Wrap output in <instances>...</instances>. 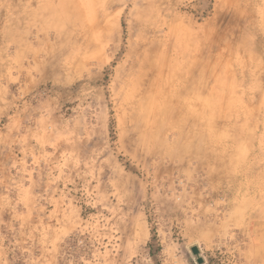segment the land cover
Here are the masks:
<instances>
[{
	"label": "rangeland",
	"instance_id": "1",
	"mask_svg": "<svg viewBox=\"0 0 264 264\" xmlns=\"http://www.w3.org/2000/svg\"><path fill=\"white\" fill-rule=\"evenodd\" d=\"M0 264H264V0H0Z\"/></svg>",
	"mask_w": 264,
	"mask_h": 264
},
{
	"label": "bare ground",
	"instance_id": "2",
	"mask_svg": "<svg viewBox=\"0 0 264 264\" xmlns=\"http://www.w3.org/2000/svg\"><path fill=\"white\" fill-rule=\"evenodd\" d=\"M168 79V78H167ZM171 84V83H170ZM167 88V87H166ZM168 89V88H167ZM217 89V88H216ZM224 91V90H223ZM137 100V99H136ZM139 101V100H138ZM214 102V101H213ZM212 103V102H211ZM138 104V103H137ZM139 104H140V102H139ZM176 105V104H175ZM207 105H208V103H207ZM171 106V105H170ZM180 106V105H179ZM197 106V105H196ZM205 106V105H204ZM182 107V106H181ZM193 107V106H192ZM211 107V106H210ZM223 108V107H222ZM196 109V108H195ZM212 109H214V108H212ZM156 110V109H155ZM164 111V110H163ZM213 111V110H212ZM173 112V111H172ZM184 112V111H183ZM214 112V111H213ZM212 112V113H213ZM143 113V112H142ZM172 114H174V112L172 113ZM205 114V113H204ZM168 116V115H167ZM186 116V115H185ZM190 116V115H189ZM192 116V115H191ZM196 116V115H195ZM208 116V115H207ZM175 117V116H174ZM198 117V116H197ZM205 117V116H204ZM207 118V117H206ZM214 118V117H213ZM175 120V119H174ZM174 123V122H173ZM175 123H177V122H175ZM171 124V123H170ZM205 126V125H204ZM209 126V125H208ZM174 127V126H173ZM207 128V127H206Z\"/></svg>",
	"mask_w": 264,
	"mask_h": 264
},
{
	"label": "water",
	"instance_id": "3",
	"mask_svg": "<svg viewBox=\"0 0 264 264\" xmlns=\"http://www.w3.org/2000/svg\"><path fill=\"white\" fill-rule=\"evenodd\" d=\"M193 251H194L195 253H198V251H199V250H198V247H194V248H193ZM199 261L202 262V261H203L202 258H199Z\"/></svg>",
	"mask_w": 264,
	"mask_h": 264
}]
</instances>
